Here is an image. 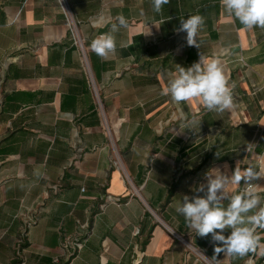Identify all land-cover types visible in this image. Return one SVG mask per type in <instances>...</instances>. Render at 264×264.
Instances as JSON below:
<instances>
[{"label":"crops","instance_id":"crops-1","mask_svg":"<svg viewBox=\"0 0 264 264\" xmlns=\"http://www.w3.org/2000/svg\"><path fill=\"white\" fill-rule=\"evenodd\" d=\"M67 2L73 26L59 0H0V264H256L264 250L214 258L211 234L176 206L206 195L210 168L264 169V29L220 0H170L161 13L151 0ZM195 14L200 48L177 32ZM119 15L127 27L101 59L91 42ZM200 54L221 60L230 111L162 94ZM253 182L264 196V177ZM67 238L82 249L70 255Z\"/></svg>","mask_w":264,"mask_h":264},{"label":"clouds","instance_id":"clouds-1","mask_svg":"<svg viewBox=\"0 0 264 264\" xmlns=\"http://www.w3.org/2000/svg\"><path fill=\"white\" fill-rule=\"evenodd\" d=\"M169 2L151 0L152 10L161 13ZM220 3L224 11L238 19L246 29H264V0H220ZM204 24L203 16L190 15L180 20L177 32L186 33L188 46L200 48L199 34ZM122 27H127V20L119 15L108 32L92 40V51L101 59H108L116 49L114 34ZM233 87L224 74L221 60L200 54L199 60L190 67L177 65L162 94L170 96L177 105L197 99L207 111L224 113L234 107ZM204 176L207 180L206 195H184L176 206V212L184 217L187 226L200 237L211 234L214 258L220 253L225 259L244 258L264 250L262 237L257 232L258 229L264 230V196L253 182L264 177V169L257 171L252 166L241 169L237 164L231 176L217 167L210 168ZM241 181L243 189L240 188ZM230 187L231 195H227ZM204 190V185L197 189ZM225 199L228 200L227 206L223 203ZM228 229L230 234L225 236L223 233Z\"/></svg>","mask_w":264,"mask_h":264},{"label":"built area","instance_id":"built-area-1","mask_svg":"<svg viewBox=\"0 0 264 264\" xmlns=\"http://www.w3.org/2000/svg\"><path fill=\"white\" fill-rule=\"evenodd\" d=\"M63 11L66 13L67 17H68V25L73 26V23L70 19L71 17V9L68 5L67 0H59ZM63 248L66 249L67 251H71L70 255H74L76 253H78L81 249H82V244L80 242L77 241H71L70 239H66L63 243ZM206 262V264H212L206 260H204ZM59 258H55L53 261V264H59ZM264 264V262H263Z\"/></svg>","mask_w":264,"mask_h":264},{"label":"trees","instance_id":"trees-1","mask_svg":"<svg viewBox=\"0 0 264 264\" xmlns=\"http://www.w3.org/2000/svg\"><path fill=\"white\" fill-rule=\"evenodd\" d=\"M264 262V257H262L256 264H263Z\"/></svg>","mask_w":264,"mask_h":264}]
</instances>
